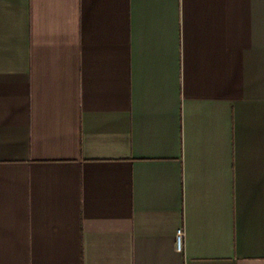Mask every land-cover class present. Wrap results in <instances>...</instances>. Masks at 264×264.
I'll return each instance as SVG.
<instances>
[{"label":"crops","instance_id":"0c3cea01","mask_svg":"<svg viewBox=\"0 0 264 264\" xmlns=\"http://www.w3.org/2000/svg\"><path fill=\"white\" fill-rule=\"evenodd\" d=\"M0 264H264V0H0Z\"/></svg>","mask_w":264,"mask_h":264},{"label":"built area","instance_id":"2783aa9c","mask_svg":"<svg viewBox=\"0 0 264 264\" xmlns=\"http://www.w3.org/2000/svg\"><path fill=\"white\" fill-rule=\"evenodd\" d=\"M184 237H185L184 229H179L177 232V249L179 251H182L184 248Z\"/></svg>","mask_w":264,"mask_h":264}]
</instances>
